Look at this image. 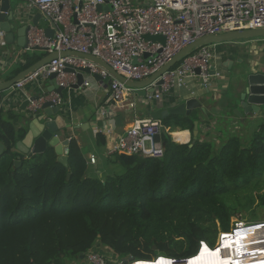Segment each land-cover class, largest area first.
<instances>
[{
	"label": "trees",
	"instance_id": "obj_1",
	"mask_svg": "<svg viewBox=\"0 0 264 264\" xmlns=\"http://www.w3.org/2000/svg\"><path fill=\"white\" fill-rule=\"evenodd\" d=\"M43 54L25 52L15 72ZM194 119L183 113L160 120L171 131L192 133ZM218 125L220 135L198 134L192 144L177 143L163 131V157L114 154L108 160L118 169L100 179L86 175L87 161L74 138L67 165L47 146L15 166L10 148L25 128L17 133L0 109L6 148L0 155V264H70L96 243L136 260L184 259L196 254L200 241L213 246L236 213L228 203L232 193L264 166V118L248 137ZM173 135L187 138L186 131Z\"/></svg>",
	"mask_w": 264,
	"mask_h": 264
},
{
	"label": "built area",
	"instance_id": "obj_2",
	"mask_svg": "<svg viewBox=\"0 0 264 264\" xmlns=\"http://www.w3.org/2000/svg\"><path fill=\"white\" fill-rule=\"evenodd\" d=\"M24 1L48 15L58 25L53 36L49 37L42 28L31 24L26 35L25 51L38 46L44 54L66 50L90 54L133 81L150 77L180 49L201 36L264 28V0H149L146 3H140L139 0ZM100 4L108 5L109 9L98 10ZM145 34L160 35L164 41L145 39ZM1 43L4 44V39L0 31ZM209 46L194 49L163 72L150 84L154 91L145 94L147 99L158 100L171 89L185 87L188 78L198 79L201 84L207 85L213 77H218L219 72L212 67L213 52ZM67 66L73 71H66ZM79 68H88L90 75L108 77L111 80L109 87L112 101L133 106L129 100L133 88L115 78L98 63L76 55L52 59L15 82L12 87L21 90L27 83L49 79L51 74H56L57 86L69 87L76 82ZM159 79L163 82L155 85ZM90 86L91 82L84 79L79 87L86 90ZM27 99L31 113H36L45 101L61 104V97L55 91L43 92L33 100ZM102 114L106 112L102 111ZM164 128L160 119L137 117L118 136L107 154L161 158L165 153L161 141ZM89 162H95L94 155L89 157ZM226 241H229L228 246L224 245ZM203 244L209 246L205 241L199 242V246ZM209 247L218 250L227 264H264V219H233L227 231L218 230L214 245ZM110 254L116 259L108 260L97 251H90L84 257L87 264H110V261L118 264L120 257L113 251ZM161 257L168 259L170 264H185L188 260L184 258L185 262L182 263V259L169 256L156 258ZM134 261L128 264H135Z\"/></svg>",
	"mask_w": 264,
	"mask_h": 264
},
{
	"label": "crops",
	"instance_id": "obj_3",
	"mask_svg": "<svg viewBox=\"0 0 264 264\" xmlns=\"http://www.w3.org/2000/svg\"><path fill=\"white\" fill-rule=\"evenodd\" d=\"M147 1L149 0H139L138 2L146 3ZM13 4H16V7L25 15L24 19L29 23L36 12L41 13L37 19V26L43 30H52L51 34L55 33L57 28H54V21L48 20L45 13L28 6L24 0H13ZM10 24H13L14 27L12 30L13 42L5 44L4 41V44H0V81H6L18 73L15 71L23 62L22 54L27 52L16 43L19 24L16 21H11ZM241 43H246L241 44L246 45L244 50L237 48V42L210 44L209 47L213 52L212 67L219 72V76L213 77L207 85L201 84L198 79L188 78L185 87L171 89L158 100H148L147 96L134 89L129 96L133 106L115 104L110 98L109 85L98 82L92 75L84 73V79L91 82L90 88L83 90L80 87H65L62 90L59 110L52 116H44L41 109L36 113H31L28 104L22 108V104L24 100H28L27 98H33L43 92L54 91L50 89L52 83L49 79L39 81V83H27L21 90L11 87L2 92L0 109L3 110L4 117L12 122L17 133L21 131V128H25L26 132L29 123L36 115L43 118L41 122L48 119L56 120L59 126L54 134L57 135L59 141L68 140L69 142L71 138H74L84 152L87 161L86 175L103 179L117 170L111 169L116 165L109 162L108 159L111 156L107 154V150L134 119L151 117L150 114L153 111L167 109L171 105L177 104L181 97H195L201 104V107L190 112L195 115L194 121L198 123V134L201 139L211 137L214 139V136L220 135V132L216 131V125L219 123L222 124L221 128L235 131L241 136L251 135L263 118L264 109L245 114L240 101L242 90L234 86L233 80L242 71L243 73L253 71L252 67L262 61L263 52L262 43L259 40L242 39ZM102 111H105L106 114L103 115ZM164 131L177 143H187L192 139V133L188 129L181 130L179 127H175L174 131H171L170 127H165ZM179 131L187 132L185 140L180 141L181 136L173 135L178 134ZM248 132H250L249 135ZM0 143L2 142L0 141ZM91 155L95 156L94 163L89 162ZM15 159L13 154V160ZM93 251L112 253L108 247L98 243L94 245ZM83 258L84 261L75 259L70 264H87L85 257Z\"/></svg>",
	"mask_w": 264,
	"mask_h": 264
},
{
	"label": "water",
	"instance_id": "obj_4",
	"mask_svg": "<svg viewBox=\"0 0 264 264\" xmlns=\"http://www.w3.org/2000/svg\"><path fill=\"white\" fill-rule=\"evenodd\" d=\"M98 10H108V5H98ZM27 15V13H25ZM48 20H52L49 16L44 14ZM41 16V13L36 12L35 16L31 20V23L27 22L24 17L25 15L21 13V10L16 7V4H13V0H0V31L3 32V39L5 44H11L13 42V24H10L11 21H16L19 24L17 30V39L16 43L20 48L24 50L27 49V31L29 26L37 25V19ZM8 18V19H6ZM53 21V20H52ZM74 21H76L74 19ZM54 28L58 29V25L54 22ZM54 29V30H55ZM56 29V30H57ZM53 30V31H54ZM47 36H53V33L50 32L52 30L45 29L44 30ZM145 39L148 40H158L163 42L164 37L160 35H150L145 34ZM241 39H256L262 43V52H263V59L259 61L255 66L252 67L251 72L243 73L240 72L235 79L233 80L234 86L238 87L242 90L240 93V101L241 106L244 110V113L247 114L250 111L258 112L261 109H264V28L259 29H241V30H231L223 33L218 34H207L195 39L190 44L186 45L182 49H180L170 61L160 67L156 72H154L150 77L143 79V80H129L122 76L121 74L117 73L113 70L108 64L103 62L101 59L92 56L90 54H81L76 51L66 50L61 52H51L46 53L41 56L36 62L31 64L30 66L22 69L16 75L11 77L6 81H0V101L2 99V92L8 90L13 86L15 82L20 79H23L27 74L33 72L34 70L38 69L42 65L48 63L50 60L57 58L58 56L63 57L66 55H76L85 57L90 59L106 70H108L115 78L122 81L128 87L139 91L141 94L145 95L147 92H153L154 87L150 86V84L157 79L163 72L168 70L174 64L178 63L182 58H184L187 54H189L194 49H197L203 45L209 44H220V43H229L233 42L234 40H241ZM32 50H39L43 51L42 48L35 46ZM31 50V51H32ZM146 57L147 54H144ZM213 69V68H212ZM66 71H73V69L69 66L66 67ZM196 73L199 72L198 69L195 70ZM84 73H90L88 68H79L76 74L77 79L74 84L71 85L73 88H79L84 80ZM56 74H51L49 77L50 83H52L51 90H54L56 93L59 94L61 97L62 90L64 89L61 86H57L55 81ZM93 78L98 82H104L106 85L111 83V80L108 77H102L99 74H92ZM163 82L162 79H159L155 82V85H159ZM37 96L31 98L32 100L35 99ZM28 100H24L22 104V108L27 106ZM201 107L200 102L195 97H188V98H179L177 104L171 105L167 109L163 110H155L150 115L151 118L156 119H163L169 114H190L191 110ZM40 109L44 112V116H52L56 114L59 110V105H55L52 101H45L42 103ZM43 118L39 115L33 117L31 122L29 123L28 130L25 132L22 139H18L14 146L10 148V150L15 155L16 159L14 160V165L17 166L21 163V158L23 156L30 157L35 153L43 152L46 147L52 146L54 148L55 153L57 154V158L60 162L64 165H67V150H68V140H64L63 142L59 141V138L54 133L58 130V123L56 120L48 119L44 122H41ZM198 134V123L197 121L193 122V130H192V140L191 144L195 142ZM191 144H189L191 146ZM162 145L165 147V143L162 142ZM6 151V148L2 143H0V155ZM69 174H67V178ZM155 249V246H153ZM84 257L83 254L80 255V258ZM156 258V257H155ZM133 256H125L120 258L118 264H128L134 261ZM144 260V259H143ZM182 263L185 262L184 259L181 260Z\"/></svg>",
	"mask_w": 264,
	"mask_h": 264
},
{
	"label": "rangeland",
	"instance_id": "obj_5",
	"mask_svg": "<svg viewBox=\"0 0 264 264\" xmlns=\"http://www.w3.org/2000/svg\"><path fill=\"white\" fill-rule=\"evenodd\" d=\"M243 40H247V39H243ZM233 42H237L236 44L237 48H241V50L245 49L246 45L245 46L241 45V44H246V43H241L242 39L234 40ZM36 51L38 53L39 52L43 53V51H39V50ZM221 126L222 124H219L218 128ZM249 133L250 132H248V135ZM217 143L218 141H216V144ZM111 169L115 171L116 169H118V166H112ZM249 201H251V203H249ZM228 203H230L231 206L236 208L235 209L236 213L232 217L231 221L235 218L246 221H260L264 219V166L262 167V171L260 172L259 175L250 179V181L245 186H243L242 189H239L238 192L232 193V197L228 200ZM101 254L105 255L108 260L116 259L109 252H105ZM70 259L72 260V258ZM73 260H75V258H73ZM81 260L84 261V258L83 257L80 258V261ZM110 264H115V263L110 261Z\"/></svg>",
	"mask_w": 264,
	"mask_h": 264
},
{
	"label": "bare ground",
	"instance_id": "obj_6",
	"mask_svg": "<svg viewBox=\"0 0 264 264\" xmlns=\"http://www.w3.org/2000/svg\"><path fill=\"white\" fill-rule=\"evenodd\" d=\"M228 246L229 241L224 242ZM211 253V254H209ZM219 251L210 248L206 244L199 246V251L195 255L189 257L185 264H227L226 260L220 257ZM135 264H170L168 259L155 258L153 260H135Z\"/></svg>",
	"mask_w": 264,
	"mask_h": 264
},
{
	"label": "snow or ice",
	"instance_id": "obj_7",
	"mask_svg": "<svg viewBox=\"0 0 264 264\" xmlns=\"http://www.w3.org/2000/svg\"><path fill=\"white\" fill-rule=\"evenodd\" d=\"M209 254H211V253H209Z\"/></svg>",
	"mask_w": 264,
	"mask_h": 264
}]
</instances>
